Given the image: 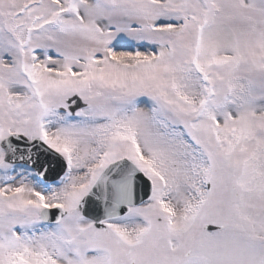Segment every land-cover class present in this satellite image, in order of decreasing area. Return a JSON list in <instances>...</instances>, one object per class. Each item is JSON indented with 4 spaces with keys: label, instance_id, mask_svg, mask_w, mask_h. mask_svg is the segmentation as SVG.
<instances>
[{
    "label": "snow or ice",
    "instance_id": "obj_1",
    "mask_svg": "<svg viewBox=\"0 0 264 264\" xmlns=\"http://www.w3.org/2000/svg\"><path fill=\"white\" fill-rule=\"evenodd\" d=\"M0 264H264V0H0Z\"/></svg>",
    "mask_w": 264,
    "mask_h": 264
}]
</instances>
